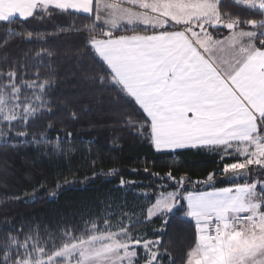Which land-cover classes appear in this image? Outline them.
<instances>
[{
  "label": "snow or ice",
  "instance_id": "6c2138e0",
  "mask_svg": "<svg viewBox=\"0 0 264 264\" xmlns=\"http://www.w3.org/2000/svg\"><path fill=\"white\" fill-rule=\"evenodd\" d=\"M0 0V23L80 15L92 21L86 54L96 77L138 113V132L157 152L202 150L219 156L220 176L192 180L171 171L148 218L180 212L192 227L184 255L160 252L161 240L135 237L108 219L60 243L37 235L0 240V264H264V0ZM33 32L27 38L33 39ZM44 40L43 34H36ZM51 55V53H47ZM37 55H40L38 53ZM51 81L0 73V139L28 135ZM131 123V121H126ZM71 135V134H69ZM147 172L148 169H145ZM125 181L121 180V185ZM223 183L225 186L220 187Z\"/></svg>",
  "mask_w": 264,
  "mask_h": 264
},
{
  "label": "trees",
  "instance_id": "16d2710c",
  "mask_svg": "<svg viewBox=\"0 0 264 264\" xmlns=\"http://www.w3.org/2000/svg\"><path fill=\"white\" fill-rule=\"evenodd\" d=\"M222 10L235 12L232 0H224ZM91 26L80 15L0 23V73L15 71L28 82L39 73L40 81H51L48 103L30 119L28 135L16 136L25 130L17 126L0 139V240L19 232L21 239L32 234L41 244H59L63 232L80 234L92 222L108 219L113 229L127 224L137 238H159L160 252L168 249L171 259L179 260L192 227L177 219L180 212L168 224L167 215L147 219V207L161 191L175 190L166 173L192 180L209 172L219 176V156L154 150L138 132L139 114L96 80L100 67L85 49ZM38 33L46 39L37 40ZM160 264H170L169 256Z\"/></svg>",
  "mask_w": 264,
  "mask_h": 264
},
{
  "label": "rangeland",
  "instance_id": "374dc122",
  "mask_svg": "<svg viewBox=\"0 0 264 264\" xmlns=\"http://www.w3.org/2000/svg\"><path fill=\"white\" fill-rule=\"evenodd\" d=\"M169 192H172V191H169ZM155 202V200L147 207V210H146V217H147V219H149L148 218V209L151 207V205L153 204ZM125 225H127V224H125ZM113 230H116V228L115 229H113ZM145 255V253L143 252V250H141V253L139 254V256H140V259L142 260V263L141 264H144V262H143V256Z\"/></svg>",
  "mask_w": 264,
  "mask_h": 264
},
{
  "label": "crops",
  "instance_id": "0c3cea01",
  "mask_svg": "<svg viewBox=\"0 0 264 264\" xmlns=\"http://www.w3.org/2000/svg\"><path fill=\"white\" fill-rule=\"evenodd\" d=\"M223 186H225V185H222V186H220V187H223Z\"/></svg>",
  "mask_w": 264,
  "mask_h": 264
},
{
  "label": "water",
  "instance_id": "95a60500",
  "mask_svg": "<svg viewBox=\"0 0 264 264\" xmlns=\"http://www.w3.org/2000/svg\"><path fill=\"white\" fill-rule=\"evenodd\" d=\"M219 176H220V175H219ZM219 176H218V177H219Z\"/></svg>",
  "mask_w": 264,
  "mask_h": 264
}]
</instances>
